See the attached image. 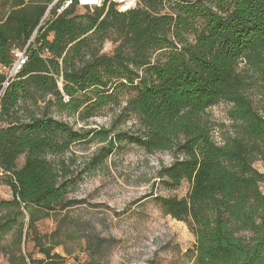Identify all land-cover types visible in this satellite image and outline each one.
Returning a JSON list of instances; mask_svg holds the SVG:
<instances>
[{
  "label": "trees",
  "instance_id": "16d2710c",
  "mask_svg": "<svg viewBox=\"0 0 264 264\" xmlns=\"http://www.w3.org/2000/svg\"><path fill=\"white\" fill-rule=\"evenodd\" d=\"M52 1L3 0L0 17V84L11 51L26 54L0 101V174L12 195L0 200V237L14 230L20 245L30 233L43 255L10 250V264H58L53 249L70 237L61 228L78 204L69 194L121 142L169 152L160 183L189 184L181 197L155 200L194 236L192 264H264V174L254 166L264 165V0H136L124 11L72 0L61 12L64 0ZM220 101L230 104V129L216 141L225 126L207 108ZM114 107V119L134 115L138 130L85 127ZM89 142L96 150L77 164L73 146ZM50 213H60L57 227L37 234L34 222Z\"/></svg>",
  "mask_w": 264,
  "mask_h": 264
},
{
  "label": "rangeland",
  "instance_id": "374dc122",
  "mask_svg": "<svg viewBox=\"0 0 264 264\" xmlns=\"http://www.w3.org/2000/svg\"><path fill=\"white\" fill-rule=\"evenodd\" d=\"M6 10L7 6L0 0V17ZM85 11L84 7L75 8L76 14ZM113 47L110 41H106L102 51L110 53ZM229 108L230 104L223 101L207 108L214 122L225 126L216 127L213 133L216 141L230 129ZM117 112L118 107L106 108L101 115L90 118L86 126L81 121H75L74 117L55 115L76 129L81 125L108 127L113 123L117 130H138L139 124L134 115L118 120L114 119ZM97 146L94 142L74 145L77 164L89 158ZM21 161L22 157L19 163ZM170 162L169 152L147 153L139 145L121 142L99 167L85 173L69 194L78 204L68 211L69 223L61 228V232H68L70 237L63 239V245L53 249L60 255L58 264H192L194 236L184 222L165 215L155 200L157 195L181 197L189 187L186 181L176 188H167L160 183L157 176L159 167ZM254 166L264 174L261 161H256ZM11 198L6 177L0 174V200ZM6 210L0 208V216ZM27 211L23 208L20 216L24 232ZM59 218L60 213H50L36 220L34 229L39 235L50 234L57 227ZM10 250H20L34 260L43 258L34 247L30 233L23 236L20 245L16 244L14 230L0 237V264H10L6 254ZM92 261L94 263H90Z\"/></svg>",
  "mask_w": 264,
  "mask_h": 264
},
{
  "label": "built area",
  "instance_id": "2783aa9c",
  "mask_svg": "<svg viewBox=\"0 0 264 264\" xmlns=\"http://www.w3.org/2000/svg\"><path fill=\"white\" fill-rule=\"evenodd\" d=\"M55 0L53 4L56 2ZM78 4L80 6H99L101 4L102 0H77ZM118 4V8L121 11H124L129 8H133L136 5V0H112ZM72 0H64L63 4L57 9L58 12H61L65 7H67L69 4H71ZM52 4V5H53ZM51 5V6H52ZM50 6V7H51ZM13 61L10 66L8 67H3L1 68V71L5 75V79L3 82L0 84V101L1 97L8 86L9 80L12 76H14L25 64L26 62V54H25V49L23 50H18V49H13L11 51Z\"/></svg>",
  "mask_w": 264,
  "mask_h": 264
}]
</instances>
